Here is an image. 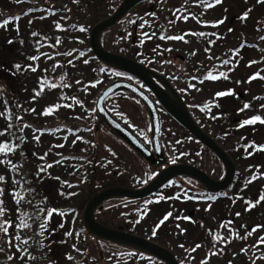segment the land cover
Here are the masks:
<instances>
[{
    "label": "rangeland",
    "instance_id": "obj_1",
    "mask_svg": "<svg viewBox=\"0 0 264 264\" xmlns=\"http://www.w3.org/2000/svg\"><path fill=\"white\" fill-rule=\"evenodd\" d=\"M247 4H249V2ZM55 5L57 6L62 4L55 3ZM11 7L13 8L10 9V11H7L8 14H12L16 12L21 13L28 6L25 4L24 5L13 4ZM64 7L69 9L68 13L65 16L63 14H60L61 16H57V15L55 16L54 43H52L51 45H49L48 42L47 43L44 42L42 44L40 43L37 44L36 42L32 43L31 35H29V32H27L23 20H20V22L17 21L9 22L6 25V29H8L11 32L16 31L17 34L15 35L12 33V38L9 40L10 41L15 40V41L14 43L6 44L4 51L8 49L17 50V48L20 51L22 49V53L20 52V54L18 55V59L21 58L23 64L17 62L18 64H21V72H22V75H20L18 79V85L16 90L17 98L14 101V98L11 95L5 97L4 95H2V93H0V111L2 107H5V103H7L9 107H12L11 103L12 104L16 103L15 104L16 107H20V113L22 112L23 121L27 120L30 122L29 125H31V127L24 129V136L26 137L25 140L26 146L31 152L36 151L37 153L38 151L39 156H44V154L47 153L44 160L48 159L50 162L54 160L55 162L57 161L58 158H61L62 155L67 154L71 150H72L71 155L74 154L80 155L79 158H76V160H74L75 163L77 162L79 165H81L80 168L77 170V175L73 178L71 177V179L68 180V183H70V185L75 184L74 186H71V188L75 190L77 189L76 187L77 185H80L81 187L83 184L82 182L83 179H81L80 175H82V172L84 171L83 168L84 165L82 163V159L84 158V151L86 148L84 146H88L89 143L93 141V134L90 131V126L92 125L94 101L97 98L101 88L105 84H107L106 82L111 77L108 79L106 78V75H103L104 82L97 85L96 82L99 79H101L100 77H102V74L95 75L93 73L94 71H96V69L92 63H90L89 68L85 66L84 69L82 70L84 58L79 59L82 60L83 62L72 61L71 66L68 65L67 67L64 66L65 64H68V60H73L72 58L74 54L72 51L74 50L76 51L75 53H79L78 51L82 49L81 48L82 42L83 41L85 42V39L83 37H80L79 35H74L72 33L68 35H63L62 30L56 28V23H59L61 25V28L63 29V27L68 23L67 17H70L72 21H78L79 17H81L82 15L81 11H74V9H77L76 6H74V9L70 8L67 5H65ZM251 7H252V11L246 22V26L248 28L254 25V23L258 19H261L264 16V2L258 3L257 1L253 0L251 2ZM170 9L171 8L169 7L168 10ZM1 11L2 9H0V20L3 18V13L6 14V11L3 12ZM103 15L106 14L102 10L100 16ZM88 17L89 15H87L85 18ZM26 21H27L26 24L30 25L31 20L26 19ZM185 21L186 20H183L182 22ZM49 22H51V19H49ZM188 22H192V19L188 18ZM39 25L42 27V31H44V29L47 28L46 22H44L43 24L39 23ZM13 26L14 28L15 26H18V30H15ZM245 35L251 36V34L248 33L243 34V36ZM57 39L60 40L59 44H56ZM107 39H108L107 43H110L111 35H109ZM238 39L239 38H236V40ZM21 41H23V43H21ZM205 41H207V38L200 39L199 43L193 40L192 45H190V47L195 52H197L200 48L203 50L204 49L203 45L206 44ZM128 42L129 41L124 42L121 39H119L116 45H114L116 41H114L112 45H114L115 48H118L119 45H125L128 44ZM211 50H208V53L206 51L205 54L206 55L207 54L211 55V53L216 54L219 51L218 49H211ZM257 51L259 52L258 58L264 61V46L258 48ZM59 52H71V55L70 56L67 55L64 58H58L57 56L59 55ZM15 53H17V51H15ZM245 53L248 56V58L250 57L252 59L254 57L252 53H248L246 50ZM197 55H199V53L196 54V56ZM25 56L28 57L39 56V59L33 61L30 59H25ZM228 58L229 57H227V59ZM250 60H248V64ZM203 61L206 62L207 64L209 63L210 60L207 59ZM176 64L177 66L180 65L179 62H177ZM29 65L36 67L37 70L35 72L31 71L28 68ZM54 66H55V71L52 70ZM255 66L259 68L260 64L257 63ZM80 70L84 71V73L80 72L79 75L78 74L75 75V73H77ZM62 73H67V74L62 76L61 75ZM87 75L90 76V78H88ZM77 81H79V83H77ZM41 82H43L46 86L43 92L41 93V95L36 96V93L40 91ZM51 84H55L56 87L52 88L47 86ZM64 85H70V86L64 87ZM7 87L9 88V85H7ZM228 87L230 88L233 87L235 88V91L241 92L242 94L245 95L244 100H241V104L242 107H244V105L247 103L249 104V107L244 113V116L247 119L249 117L251 118L252 116H254V113L251 112L250 108L256 107L257 104L261 103L260 100H258L257 103L255 102V97L256 95L260 94V89L258 88V81L250 80L248 79V76L234 78V79L218 78L215 81L205 80L202 83H199L197 80H195L193 81V87L191 88V90L192 89L194 90L190 94L192 95L191 98L196 102H207L208 100L212 99V101L210 102L212 103L215 102V104L219 105L218 107H226L224 106L226 105V101L225 102L221 101L220 100L221 97L215 96V93L224 91ZM2 92L6 93L7 90L6 92L5 91ZM70 92L78 93V94L77 96H73L71 95ZM34 96H36L35 99H33ZM75 100H79L80 104H77ZM125 101H129L128 97H126L125 95H120L112 99L111 102L115 107H117L116 109L119 113H121L120 110L128 112L129 109L137 110V107H141L134 100L133 101L131 100V103ZM53 105H60V107H57L55 111L50 115L45 116L42 114L44 109ZM63 105H71V107H64ZM135 105L137 107H135ZM203 107L208 108L206 107V103L203 104ZM31 109H35V111L34 112L31 111ZM195 110H199V109H195ZM206 110L207 109H205L203 113H201L202 110L201 111L199 110L198 113V116L205 124H207L209 122L208 119H210V114H207ZM216 119L220 120L219 118ZM4 121H1L0 118L1 127L3 126L2 123ZM162 121H163V129H164V138L171 140V142H169V146L171 148L172 153L176 157H179L181 156V154H183L182 160H185V158H188V154H186L185 149L193 148V150L197 153L195 158H197L198 161L206 160V164L209 162L208 156L206 157L207 155L206 151L199 144L193 145L191 140L187 137L186 133L183 130H181V128L164 112L162 113ZM219 125L223 126V122L221 121ZM67 127H69V130L67 129ZM207 127L209 128L211 126H207ZM71 128L72 130H70ZM73 129L75 130L77 129V130L74 131ZM211 130H213V132L216 134L218 133L217 128H211ZM68 131H70V133H68ZM34 134L40 137L38 142L32 139ZM102 136L100 135L101 138L98 143L101 144L105 149L102 153V151H100L99 148L98 149L96 148V152H98V157H100V160L101 158L111 159L112 155L115 154V151L111 148V146L113 147L116 146L114 145V143L111 142V139L105 140ZM169 136H171V139L168 138ZM77 137H80V139H77ZM175 137L180 138L181 141L175 142ZM252 139L254 141H260L261 138H252ZM241 140L247 141L248 138H243ZM73 141H75V143H73ZM85 141L87 143H85ZM58 145H63V147H58ZM116 150L118 153H120L118 149ZM123 153L127 158H131L128 156L130 154L128 151H123ZM119 157H123V156L120 155ZM127 158L124 157V159ZM44 160L39 159V162ZM35 161L37 162V159L32 160V162ZM72 161L73 160H70V166ZM126 161H128V159ZM28 165L29 168L31 169L29 162ZM59 166H60L59 164H52V167L49 168L50 172L54 173V171L58 169ZM97 166H99V168H107L103 166L101 163H98ZM208 169H210L211 173L217 176L221 175V168L218 164V161L215 158L210 157V167H208ZM71 170H72V166H71ZM0 175L5 176V182L0 184V187L4 188L3 195L2 197H0V199L3 200L4 202L3 207L6 210V214L3 217H0V221L8 220L9 218H11L14 224L19 223L20 219L22 218L20 217V214L16 211L17 206L11 194L14 187L11 181L13 179H20L19 175L16 174L13 169H10L9 171H5V173L0 172ZM258 177L259 179L261 178L263 180L262 183H264V170H260ZM258 181L257 184H259ZM22 183L24 186L25 183L24 177L22 179ZM61 203H62L61 201L57 202L59 206L62 205ZM75 205L76 203L74 204L70 203L71 206L70 208H72V206ZM21 207L23 210L26 211V203L25 204L23 203ZM192 209H194L196 212L195 217L192 220L196 222L197 220H199L200 217H202L204 227L206 228L205 230L206 233H203L201 235L202 242L199 241V238L197 239L193 235L195 223L184 219V217H188V212ZM220 210L221 208L217 204L214 206H212L209 203L197 204V206L188 207L183 214L179 213L176 216H172V217L169 216L167 221L161 224L160 217H162V214L166 215L167 213H169L166 206L160 207L159 204L157 206L151 205L150 211L147 212L148 215H146V211L144 210L142 211L141 209L137 212L135 211L134 213L135 218L137 217L138 219H140V223L137 225V227L141 226L142 228L139 230V228L135 227V229H137V231L141 232L142 234H148L149 232L158 229L160 231L158 240L162 244L176 249V252L179 253V255H183L185 257L187 256L192 257L194 264H198V263L201 264L203 260L206 261V264H226V257H224L226 251L230 250L232 251L233 254H235L236 249H239V244H238L239 235L236 229V227L239 225V222H237L236 224L232 225L231 228H229L226 224H224V220L220 219L217 216ZM114 212L115 211L113 209L110 211L107 210L104 214H102V217L105 218L106 220L107 218L112 219L115 216ZM68 221L69 224L67 226ZM29 223L32 226L31 228L28 229H19L15 227H10L8 234H4L3 232H0V264H34V260H35L33 258L34 255L37 256V259L42 257V264L50 263L48 261V259H50L49 255L46 256L45 251L40 246L37 247L34 252L33 250L32 252L27 250L28 255H25L23 252H20L16 247V245L19 243V241L15 240L16 235H19L21 239L27 237L29 240L30 247H33L37 240H38V245L40 244V242L44 243L43 237L45 238V236L44 235L42 236L40 234L37 222L29 221ZM120 223L126 225L125 220H121ZM221 225H224V227H221ZM81 227H82L81 212L78 211V209L72 210V212H70V216H67L66 230L71 231L73 235L67 236V239H65L66 235L64 233L65 240L61 239V241L63 240L64 242L60 241L61 252L59 254V258L55 257L56 263L96 264V260H94V258L90 257L89 255L91 254L92 256L91 249L89 248V250L86 251V242L84 236L82 233H79L80 231L79 229ZM181 229H183L184 231H181ZM214 236H219L222 239L219 240L213 239ZM55 237L57 238V235ZM181 244L184 245L183 248L180 247ZM196 245H200V247L197 248ZM23 247L25 248V245H23ZM192 249L195 250L192 251ZM213 252L215 253V255L212 254ZM112 253L113 254L109 253L110 256L108 259V264H147L145 259L138 260L137 256L128 257L124 255V253H120V254H117L115 252ZM125 256L128 257V259L124 258ZM9 257H12V259H9ZM21 257H23V259H21ZM233 258L235 260V257ZM87 260L89 263H86Z\"/></svg>",
    "mask_w": 264,
    "mask_h": 264
},
{
    "label": "water",
    "instance_id": "obj_2",
    "mask_svg": "<svg viewBox=\"0 0 264 264\" xmlns=\"http://www.w3.org/2000/svg\"><path fill=\"white\" fill-rule=\"evenodd\" d=\"M142 0H125L113 16L97 24L90 32L91 48L98 58L106 65L128 72L140 78L145 84L147 83L156 94L157 99L178 121L187 127L195 136L214 150V152L223 161L226 167V174L223 180L214 181L204 172L188 164H170L162 149L159 133L160 120L157 111V105L154 100L140 89L137 85L126 80H118L109 85L99 96L96 101V114L98 123H104L112 133L127 142L141 157H143L152 167L165 166L163 170L151 181V183L141 189L130 190L126 188L111 187L93 196L86 205L84 212V226L88 235L94 236L97 240H104L120 246H128L143 253L153 255L167 264H178L175 257L165 248L152 243L140 236L126 233L120 230L111 229L99 224L94 219V212L102 202L115 196H124L132 198H142L152 192L160 189L172 178L179 175L190 176L201 183V185L212 192L226 188L233 180L235 174V163L226 155L220 146L210 138L206 133L194 123L190 116L186 104L174 88L168 83L166 77L154 73L152 70L128 60L120 55L106 52L100 42L102 32L117 22L126 12ZM154 79L160 80L165 90L159 88ZM130 91L134 93L145 106H147L152 122V143L154 152L146 146L126 127H124L116 118H114L105 106V101L111 95L119 91Z\"/></svg>",
    "mask_w": 264,
    "mask_h": 264
},
{
    "label": "snow or ice",
    "instance_id": "obj_3",
    "mask_svg": "<svg viewBox=\"0 0 264 264\" xmlns=\"http://www.w3.org/2000/svg\"><path fill=\"white\" fill-rule=\"evenodd\" d=\"M216 2L218 3L219 0H216ZM258 3L260 2H264V0H257ZM207 7H212V4L211 3H208L206 5ZM180 10L177 9L176 12H179ZM250 11V10H249ZM152 16H155V13H152L150 14ZM248 15V12H245L243 14V16L241 17V19L243 20L245 17H247ZM43 18V17H41ZM183 20H188V16L187 15H183L181 17ZM140 21L139 24H138V28L139 29H144L146 25H148L149 27H151V22L148 21V20H143L142 18H139L137 17V19H128V24H131V25H137V21ZM9 21L8 20H4L3 21V25H7ZM175 21H169L168 24L169 25H172L174 24ZM220 23H223V20H220V21H216L215 24H220ZM215 26V25H214ZM56 28L57 29H60L61 28V25L59 23H56ZM79 31L81 32H84L86 31V28L81 26L79 28ZM229 31H231V29H229ZM129 35H131V33H129ZM194 35H200V36H205L206 33L204 32H199V33H194ZM32 36H37V33L36 32H33L32 33ZM153 36H156V32L153 31L151 34H149L148 32H141L140 33V37H139V40H140V43L143 44L144 43V40L145 39H152ZM159 39L160 40H184V36L183 35H168L166 34L165 32H161L160 35H159ZM9 43H12V41H9ZM21 43H23V41H21ZM60 43V40L57 39L56 40V44H59ZM37 44H39V41H37ZM160 47V45H157L156 48H154L152 51H157V49ZM165 51H171V49H165ZM140 53H138L139 55ZM193 55L195 53H192ZM63 55H68L70 56L71 55V52H68V53H64ZM80 56H84V53L81 52L80 53ZM211 59V57H209ZM28 59L30 60H38L39 59V56H30L28 57ZM85 63H87V60L84 61ZM223 64L227 65L229 63L228 60H224L222 61ZM68 64H72V60H68ZM14 68L19 71L21 69V65L19 64H16L14 65ZM28 68L35 72L37 69L36 67H33L32 65H29ZM53 71H55V66L53 67L52 69ZM101 72L105 71V69L101 68L100 69ZM115 75L117 76H122L123 73H120V72H117L115 73ZM219 76L221 77H224V78H227V76H225V74L223 72H220L219 73ZM219 77L216 76V75H213L212 72H209L206 79L208 80H212V81H215L217 80ZM254 77H250L249 79H253ZM129 80L132 79L131 76L128 77ZM77 83H79V81H77ZM45 84L43 82H41L40 84V91H38L36 93V96H39L41 95V93L43 92L44 88H45ZM48 87H56L55 84H51V85H47ZM70 85H64V87H69ZM232 94V91L231 90H228L227 92L225 91H221V92H217L215 93V96L217 97H223L225 95H231ZM36 96L33 97V99L36 98ZM75 99V98H73ZM75 102L77 104H80V101L79 100H75ZM64 107H71V105H63ZM218 106V105H217ZM57 107H60V105H53V106H49L47 107L46 109H44L43 111V115L47 116V115H50L52 114L55 109ZM249 107V104H245L244 105V108H248ZM261 107H264V105H261ZM31 111H35V109H31ZM241 111H243V109H241ZM0 115H3L2 112H0ZM15 119L17 121H21L23 118L20 117V116H17L15 117ZM257 122H259L260 124H264V117L260 116V115H254L252 116L251 118L249 119H245L243 120L238 126L239 127H243L244 125H254L256 124ZM31 127V125L29 124H22V125H19L18 126V131L21 133V135L17 136L16 139L19 141V144H11V143H7V142H0V155H3L4 157H7L9 154L11 153H14L18 148H20L23 143L25 142L26 140V137L24 135H22V133L24 132V129L25 128H29ZM39 131V130H37ZM7 133L8 136H15L16 133L13 132V124L11 123H8L6 128L4 129V131H0V137H4L5 134ZM32 139L36 142L39 141L40 137L38 135H33ZM77 139H80V137H77ZM73 143H75V141H73ZM85 143H87L85 141ZM58 147H63V145H58ZM262 148H264V146H260ZM33 155L35 156L36 154L33 153ZM47 155V153L44 154V156H40L39 159L41 160H44L45 156ZM67 159V158H65ZM61 161H55L54 163H60ZM175 162V161H173ZM0 163H7L8 165H11L13 167V169H16L18 166L17 165H14L12 164V162L10 160H3V161H0ZM52 167V164H42L40 166H38V170L37 172L35 173V176L37 179H39L41 182L43 181L44 179V176L41 175V173H45L46 170L48 168H51ZM153 175H155L153 173ZM59 179V178H57ZM5 182V176L3 175H0V184L4 183ZM11 183L13 184V190H12V198L14 199L15 203H16V211L20 214V217L22 219H20L19 223H13V221L11 220V218H9L8 220H3V221H0V232H3L4 234H8L9 232V228L10 227H15V228H19V229H28V228H31V224L29 223V221H38V228H39V232L40 234L43 236V235H48L50 236L52 232H55V229H51L49 231V225H50V221H51V217L53 216V213H57L61 216H64L65 213L60 211L59 209H55V208H50V207H43V206H40V207H36L35 211L33 214H29L27 211L23 210L22 209V204L27 202L29 204H31V201H27L26 200V196H25V192L27 191H35V189H23L21 187V184H22V179H13L11 181ZM67 183V182H65ZM70 187V185H69ZM3 191H4V188L3 187H0V197H2L3 195ZM74 193H68V195H73ZM60 195H64V193H60ZM165 197H160V199H164ZM209 200H215L216 197L213 195V196H209L208 197ZM261 200H264V196H261L260 197ZM47 202V197H43L42 198V203H46ZM259 201H257L258 203ZM3 200L0 199V217H3L5 214H6V210L5 208L3 207ZM146 203H150V202H146ZM247 210V209H246ZM172 213L169 212L167 213L164 217H163V220L160 221V223L162 224L164 221H166L169 216H171ZM237 215H239V213H237ZM184 219H191L190 217H184ZM193 223H195V221H193ZM63 224H59L58 227L60 228H63ZM159 226V225H158ZM157 226V227H158ZM179 227V226H177ZM221 227H224V225H221ZM243 227V226H242ZM181 231H184L183 229H181ZM231 231V229H230ZM254 231V229H253ZM65 235L66 236H72L73 233L71 231H68V232H65ZM152 235L153 236H156L157 235V232L155 230H153L152 232ZM248 235H251V232H248L246 234V236L244 238H247ZM213 239H216V240H219V239H222L221 237L219 236H214ZM15 240L16 241H19V243L16 245V247L18 248V250L20 252H23L25 255H28L27 253V249H25L23 247V245H27L29 243L28 239L27 238H24V239H21V237L19 235H16L15 236ZM63 242V241H61ZM227 242V241H226ZM258 244L259 243H264V237H261L259 239V241L257 242ZM257 245H252V247H256ZM181 248L184 247L183 244L180 245ZM196 247H200V245H196ZM49 248H50V245H49ZM195 249H192V251H194ZM241 251H245V249H241ZM213 255H215V253L213 252L212 253ZM130 256L132 255H135V253H129ZM34 258V257H33ZM9 259H12V257H9ZM21 259H23V257H21ZM201 264H206V261H202Z\"/></svg>",
    "mask_w": 264,
    "mask_h": 264
},
{
    "label": "flooded vegetation",
    "instance_id": "obj_4",
    "mask_svg": "<svg viewBox=\"0 0 264 264\" xmlns=\"http://www.w3.org/2000/svg\"><path fill=\"white\" fill-rule=\"evenodd\" d=\"M32 3V11L38 15L39 11L42 13H48V14H53L54 13V7L53 3L55 0H51V4H46L44 7L39 8L38 0H31ZM65 2L71 3V2H78L79 5L81 6V13L82 15H86L87 12L91 14V16H100L101 12L107 14V12L112 11L116 5L119 3L120 0H63ZM216 0H193L194 5H200L202 4L204 7L208 3L214 4ZM162 2H165V0H148L147 5H148V11L152 12L154 11L157 7L156 4H162ZM224 3L228 5L227 7H220L221 9H226V10H237V7H239V10L243 11L245 10L246 3L244 0H239L237 1H231V0H224ZM1 5H6V0H0V6ZM199 8V7H198ZM60 11L65 12L64 9L59 8ZM239 15V14H238ZM235 19H241V15L239 16H233L231 18V22H233ZM174 21V20H173ZM203 26L202 24L195 23L191 27H186L184 28V25L182 24H172V25H166V24H161L159 25L160 33L167 32L170 35H181L182 33H189L187 37H194V33L198 32H206L204 30H196L194 29L195 26ZM153 32V31H152ZM178 32V33H177ZM159 33V35H160ZM113 35V33H111ZM150 34V33H149ZM198 36V35H197ZM3 41H6V33L2 32L0 34V44L3 43ZM152 39H146L144 43V47H146V51L144 52V58H140L147 66L152 67L153 69L165 73L169 72L172 74V76H175V80H173V83L180 81L181 85H184L187 81V77L182 76V73L180 71L174 72L171 70H167V55L168 51H165V49H168L167 46V40H160L155 44L151 43ZM191 41L188 40L186 41V44L189 45ZM136 44V39L133 40V45L135 46ZM157 45H160V47L157 49V51H152L154 48H156ZM139 52H135V55H138ZM189 52H187L188 54ZM137 57V56H136ZM181 60L185 61V64L187 65L186 68L189 69L191 63H193L192 56H183L179 55ZM5 67V65H4ZM177 86V84H175ZM180 85V86H181ZM180 86H177L178 90L181 91L182 89V94L184 95L185 92H187V88L183 87L180 88ZM18 157H21V148L19 149L18 152ZM4 169H6V163L4 166ZM247 187V186H246ZM262 190H258L255 192L254 196V201L249 200V195H247V191H245L244 196L248 198V200L245 199V201H248L247 204H250L252 202L255 203V210H254V215L255 217L257 214L261 211L262 208V200H256L259 193H261ZM257 201H259L257 203ZM246 213H249L248 211H245ZM243 217V216H242ZM246 218V216H245ZM228 219V218H226ZM254 219V218H253ZM233 221H235V217L233 218ZM242 221V220H241ZM247 221H244L243 223H240V234H241V239L243 242V247L241 249H245V251H241L240 257H239V264H264V243H257L261 237H264V218L262 221L255 225L253 224H245ZM243 226V227H242ZM257 227V228H256ZM254 229V231H253ZM258 229V230H256ZM248 232H251V235H248L247 238H244ZM247 245H250V247L247 249ZM252 245H257L256 247H252Z\"/></svg>",
    "mask_w": 264,
    "mask_h": 264
}]
</instances>
